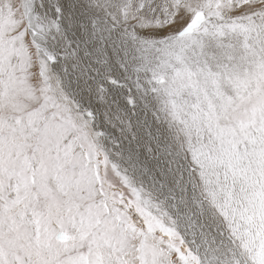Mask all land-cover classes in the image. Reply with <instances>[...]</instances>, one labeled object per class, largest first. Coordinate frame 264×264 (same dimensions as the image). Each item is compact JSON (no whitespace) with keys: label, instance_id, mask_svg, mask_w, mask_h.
I'll return each instance as SVG.
<instances>
[{"label":"snow or ice","instance_id":"6c2138e0","mask_svg":"<svg viewBox=\"0 0 264 264\" xmlns=\"http://www.w3.org/2000/svg\"><path fill=\"white\" fill-rule=\"evenodd\" d=\"M0 264H264V0H0Z\"/></svg>","mask_w":264,"mask_h":264}]
</instances>
